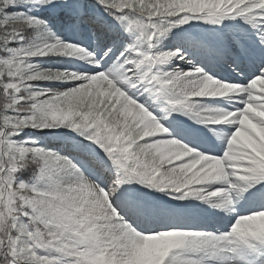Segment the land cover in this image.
<instances>
[{"label": "snow or ice", "instance_id": "obj_1", "mask_svg": "<svg viewBox=\"0 0 264 264\" xmlns=\"http://www.w3.org/2000/svg\"><path fill=\"white\" fill-rule=\"evenodd\" d=\"M0 264H264V0H0Z\"/></svg>", "mask_w": 264, "mask_h": 264}]
</instances>
